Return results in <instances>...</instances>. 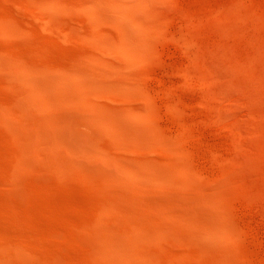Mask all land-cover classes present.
Segmentation results:
<instances>
[{
	"label": "rangeland",
	"instance_id": "1",
	"mask_svg": "<svg viewBox=\"0 0 264 264\" xmlns=\"http://www.w3.org/2000/svg\"><path fill=\"white\" fill-rule=\"evenodd\" d=\"M30 1L32 0H0V14L6 11V15H11L8 16L11 17L10 19L19 22L21 29L27 28L29 32L31 30L32 38H30L33 42L31 44L30 34L26 30L29 35L25 36L22 32L15 31L17 36H14V33L13 35L12 33L10 35L5 34L0 27V53L6 54L9 46L28 50V47L35 43L48 48L51 60L60 65L68 64L71 61L84 62L86 59L87 61H99L114 65L120 71L126 72L123 77L127 76L133 79L135 82L133 89H127L123 85L112 87L108 84V87H104L103 90L95 87L96 90H100L99 92L94 87L91 88V97H94L95 101H93L98 102V105L123 111L121 118L123 116L126 123L128 121H131L130 124L132 121L134 123L140 118L135 123H138L135 127H140L141 131L137 128L132 129L131 127H134L132 124L131 127L128 126L129 131H125L127 133L125 135V132L120 133L122 131L112 125L107 126V130L111 129L109 130L111 133L116 132L114 139L109 131H105L106 128L103 130L101 129L103 126H99L98 122H92L87 111L83 109V100L78 101L80 103L78 107L67 106L60 103L59 100H54L56 103L55 110H58L57 107L60 108V111L57 112L62 118L59 121L62 131V135H60L62 145L57 148L60 154L55 152L56 149L52 145H49L48 151L51 152H48L46 156L34 149L35 147L31 148V152L33 149V153L35 151L39 155L34 153L32 154L33 157H29L30 152L27 157L25 156L29 163L28 165L26 163L25 170H23L24 174H21L22 172L17 167L16 171L14 166L15 163L17 164L15 161H17L18 154L21 153L20 142L24 138V133L22 127L21 129L19 127L20 130L17 129L18 125L23 122L29 125L28 123H31L32 118L30 119L29 112H25L28 116L25 118L19 117L21 115L18 114V108H20L19 105L22 101L19 100V102L18 99L25 94L20 81L13 79L7 71H0L1 109L4 108L2 105L4 102L11 104L8 113L10 121H6V118L0 115V203L3 204L8 201L16 207L24 208L23 205L27 206L29 202L28 209L37 221L44 224L48 231L52 230V226L55 228L52 220L54 216H57L61 227L67 228L66 233L71 236L78 226L81 227L80 223H87V220L92 223L91 220L99 219L96 209L102 205L104 197L97 181L102 175L101 164L92 158H82L83 164L86 166L83 165L85 167L79 171L74 169L73 163L70 164L65 160L63 161L62 158L59 159L60 155L62 157L81 156L80 148L85 145L87 147L85 148L90 152L86 151L92 153L95 151L96 142H101L107 146L110 153L112 152V156L117 153L115 150H121L122 154L126 152L124 156L126 155L128 160L139 154L138 157L136 156L138 159L135 158V162L132 161L134 165L137 164V168L141 167V160L146 162L153 160L150 161L151 163L157 160L154 164H150L155 166L157 162V164L162 163V166L160 164L157 166L163 170L168 168L166 161L175 162L173 163L175 167H178L176 164H179L178 168H182L184 163L180 157V152L182 148L183 150L189 149L195 153L194 159L191 160L192 168L201 171L204 175L203 179L195 171L191 172L186 180L184 177L181 179V173L178 174L179 169L177 168V171L173 168L171 169L173 173H171L172 182L168 183V186L165 185L166 187L162 186L163 189L165 188L164 190L159 185H149L150 188L149 186L146 187L141 193L147 198L151 197L153 201L164 199L167 203L169 201L170 208L178 206V210L171 209L174 213L175 211L178 213L182 205L184 207L182 209L185 210V205L188 204L186 208L190 209L189 212L194 214L195 210L196 216L200 213L201 215L204 214L202 217L211 220L208 222L210 225L214 224L212 227H217L218 224V222L215 223L212 213L216 218L215 214L218 210L215 207L218 206H215L214 203L218 202V198H220L219 206L224 205L222 209H225L227 214L240 224L247 233L246 236L242 237L241 243L253 256L251 264H264V199L261 198L264 196V0H144L148 3L145 2L147 5L145 4V7L141 9L143 11L139 10L138 12L140 23L147 24L152 20L155 21V17H163V19L166 18L165 21L168 26L166 31H163L164 34L156 32L152 38L150 37L151 42L148 39L147 43H150L152 50L150 56L144 54L145 40L147 39L143 33L142 36L139 35L142 29L135 27L134 24L130 25V22L118 21L115 12L109 7L107 1L100 5L99 12L94 16H92L94 0H66L69 3L61 11L58 10L59 12L49 5H44L42 8L31 7ZM150 11L154 17H147L150 15L148 14ZM2 14L4 15V13ZM16 19L17 21H15ZM20 24L24 25L23 28ZM62 24L67 25L66 28L72 30L67 31L65 25ZM48 25L52 26L53 33L48 32L50 31L49 28L46 29ZM121 28L125 31L124 35L120 31ZM131 30L139 31L138 37L143 38L140 41L144 40L142 43L145 45H141V58L135 59V54H126V52L129 53V42L127 41L132 37ZM70 33H73L74 36ZM99 39L103 40L100 41ZM106 39L107 41H105ZM28 42L30 43L28 44ZM125 42H127L126 45ZM138 82H143V86L139 85ZM93 93H95L94 96ZM52 97L57 99L54 93ZM57 104L59 105L57 106ZM172 105L175 106V109L177 108V111L174 112L175 109H171ZM130 106H133V109ZM128 108L132 113L137 112L136 116L139 115L135 117V120L129 116L132 113L127 112ZM16 110L17 112H15ZM13 111L14 113H12ZM15 113L18 114L17 117ZM142 113L143 116L144 114L148 115L145 116L146 121H144L145 119L141 121L144 118ZM33 114H35L34 111ZM61 114L63 115L61 116ZM155 116L158 120H153ZM22 119H26L28 123L26 120L20 122L19 120ZM152 121L155 123L150 124ZM155 124L159 126L160 130H156L160 133L154 134L156 131L153 130L156 128ZM92 125H95L96 128ZM161 133L166 139L164 144H160L161 142L155 137ZM117 135L119 139H116ZM178 138H183L186 141L181 143ZM83 143L85 145L81 146ZM115 143L120 145L116 146ZM118 146L122 147L118 148ZM111 149L114 150L111 151ZM172 151L179 152L177 154V152L173 153ZM163 164L166 167H163ZM13 167L14 169H12ZM8 170L17 172L15 186L5 180L4 174ZM85 170L88 172L86 173ZM20 174L24 176L22 177ZM216 191L218 193L214 196L210 194H214ZM208 194L209 198L207 197ZM167 196L169 197L167 198ZM181 196L182 198H180ZM183 197L187 201L186 203ZM223 198L225 201L222 200ZM137 200V197L136 200L133 199V201ZM178 200H180V204L177 202ZM191 200L194 201L190 203ZM212 205L215 206L216 211L213 210ZM200 206L203 211L201 208L198 211ZM210 208H212V213ZM206 210L211 214L208 217L205 216ZM2 214L3 211L1 210V230L6 229V226L9 227L4 220L5 216ZM166 223L170 229L171 227L172 229L176 227V229L175 231L171 229V233L169 231L164 237L162 236L163 241L160 240L162 243L159 241L157 244H161L163 247L157 244L154 246L153 243L147 244L150 245L149 247L145 245L147 249L151 248L150 250L153 252L159 253V257L163 256L162 259L171 258L175 252L177 253L183 248V251L188 249L187 252H192L191 245L193 246V243L194 247L196 246L198 249L195 247L193 252L199 251L201 259H203L198 264H213L215 262H212V258H215L216 264L218 262L221 264V255L228 249L226 253L232 254L230 256L227 253L229 259L234 257L233 246L228 240L219 239L217 241L209 235L203 234L202 240L204 242L200 243L198 241L201 238L196 237L197 235L190 236L191 230L189 228L180 226L175 221L171 223L170 220L169 222L167 220ZM70 224L71 227H68ZM172 231L175 233L172 234ZM180 232L181 234L186 233V238L183 239L185 234L181 236ZM169 234L173 236L168 237ZM175 234L176 236H174ZM53 235L54 240L58 239L57 242L63 245L75 259V264H102L87 253L84 246L86 243H82L86 242V239L84 236L81 237L80 233L77 237L80 239L81 245L78 243L79 240L71 237L60 239L58 238L60 237L59 234ZM193 236L198 241L195 242L192 239ZM182 242L186 244H182ZM227 242L231 244V247ZM199 243L204 248H200ZM203 249L204 251H202ZM206 258L211 261L206 260L205 262ZM220 258L221 260H218Z\"/></svg>",
	"mask_w": 264,
	"mask_h": 264
},
{
	"label": "bare ground",
	"instance_id": "2",
	"mask_svg": "<svg viewBox=\"0 0 264 264\" xmlns=\"http://www.w3.org/2000/svg\"><path fill=\"white\" fill-rule=\"evenodd\" d=\"M43 1L32 0V1H30L31 3L30 2L29 3L31 5V7H39V8H42L44 5H49V6L53 7L57 12H59L58 10L61 11V9L65 8L66 4L69 3V2L67 3L66 0H46V1L43 0ZM105 1L108 2L109 7L115 12L116 18L118 21L130 22L131 23V24L129 23L130 25L134 24L135 27L137 26V27H140L142 29L141 33L139 31H136V30H134V31L131 30L132 31V35H131L132 37H130L129 41H127V42H129V44H128V46H129L128 52L129 53L126 52V54H129V55L135 54L134 55L136 57L135 59L141 58V56H142V54L140 53V51H142L141 45H145V43H142L144 40L140 41V39L142 40L143 38L138 37L137 34L139 32V35L142 36V33H143L144 37H146V39H147V40H145L146 41V45H145L146 48H145V52L143 51L144 54H146V56L152 55L151 45H149L150 44L149 42H151L150 37L152 38L153 34L156 32H162L164 34V32L166 31V29L168 27L167 22L165 21L166 18L163 19V17L162 18H160V17L156 18L155 17V21L152 20V21L148 22L147 24L140 23V21L138 20V12H139V10H141L145 7V4L147 5V3H148V1H145V2H147V3H145L144 0H94V3L92 4V13H93L92 16H94L95 14H97L99 12L100 5L102 3H105ZM143 3H144V5H143ZM141 11H143V10H141ZM2 13H4V15ZM2 13H1L2 15L0 14V27L2 28L1 30H3V32L5 34L10 35L12 33V35H13V33L15 31L16 32L20 31L25 36L30 34L29 38L30 37L32 38V35L30 33L31 30L29 32V29L27 30V28H24L26 31L29 32V34H28V32L26 33V31L21 29V27L19 26V22L17 21V19L15 21H17L18 23L14 22L12 19H10L11 17H8V16H11V15H6V13H7L6 11L2 12ZM148 14H150V15H148V16L146 15L147 17H150V16L154 17V15L152 14L151 11ZM156 14H155V16H156ZM157 16H158V14H157ZM140 17H142V16H140ZM148 20H149V18H148ZM46 23H47V21H46ZM23 26H22V28H23ZM66 26L67 25H65V28H66ZM51 27L52 26L48 25V27L46 28V29H48V28L50 29V31H48V32H52ZM66 30L70 32L72 29L69 30V28L68 29L66 28ZM120 31L124 35L125 31H123L122 28L120 29ZM46 32H47V30H46ZM22 33H21V35H22V37H24V35ZM66 34H68V33L66 32ZM70 34H73V33H70ZM127 34H129V33H127ZM15 35H16V33H14V36ZM21 35H20V37H21ZM51 36H53V35H51ZM73 36H74V34H73ZM7 37H9V36H7ZM31 38L29 40L31 41V44H32L33 42L31 40ZM101 38H104V36H101ZM107 39H108V36H107ZM107 39L105 41H107ZM148 39H149V42L147 43ZM99 40L102 41L103 39H99ZM127 42H125V45ZM29 43L30 42H28V44ZM30 46L28 47L29 48L28 50L17 48L14 46H9L8 47L9 50L7 48V52L5 51L6 54L0 53V71L1 72L7 71L8 74H11L13 79L15 78L16 80H19L21 83V86L23 87L24 92H25V94H23V96L21 95L20 98L18 99V101L22 100L21 105H19L20 108H18V114L21 115L19 117L25 118L27 116L25 112H29L31 115L29 117H30V119L32 118L31 121L29 118H27V120L29 119V121L31 123H28V121L26 119H24L27 121V123L29 125H26V122H23V123H21V125L19 124L20 126L18 125V129L16 127L17 130H20L22 127V131L24 133L23 140L26 138L25 141L22 140V142H20L21 143V153L18 154L19 156L17 158V161H15V162H17V164L15 163L14 167L15 168L17 167L18 170H20L22 172V173L21 172H18V173L24 174L23 170H25L26 163H27V165L29 163V161L26 159V157L31 152V148H33V147H35L34 149L39 151V153H41L42 155L45 154L44 156L48 155L47 153L49 152L48 151L49 145H52L56 149L55 152L59 153L57 148L62 145V142H61L62 138H60V135H62L61 134L62 131H61V127L59 124L61 117L59 116L60 114H58V112H57L58 110L60 111V108L57 107L58 110L57 111L55 110L56 109V107H55L56 103L54 102V100H59V102L62 104H65L67 106L71 105L74 107L80 106V103L78 101L83 100L84 101V103H83L84 108L83 109L87 111V114L91 118L92 122L96 121V122H98L97 124H99V126H103L102 128L98 126L101 129H103V128L105 129L107 126L110 127V125H112L113 127L117 128L118 130H121L122 132H120V133H124L125 131L128 130V126L131 127L132 124L134 125V127L133 126L131 127L132 129L137 128L135 126L138 123L137 124H135V123L138 121V119H140V118H138L137 121L135 120V117L139 116V115H137V116L135 115V114H137V112L134 111L135 113H132V112H130V109L128 108L129 110L127 112L132 113L131 115L129 113L128 114H129V116L134 118L135 122L133 123V121H132V123L130 124L131 121L127 120L129 123L128 122L126 123V121L124 122V119H123L124 117L122 116V118H121L123 111L120 112L119 111L120 109L118 110L117 108H115V110H114L113 107L111 109L108 106L106 107V106L98 105L97 104L98 102L95 103L94 97H91V94H90V90H92L93 87L94 88L96 87L98 89L102 88L100 90H103L104 87H108V84L111 85L112 87L117 86V85H123V87H125L127 89H131V88L133 89V86H134L133 84H135L133 79L130 77H127V76L123 77V74H125L126 72L120 71L114 65H108V64H105L103 62L101 63L99 61L97 62V61H92V60L91 61L88 60L89 61L88 62L87 59L85 60L87 62H85V61L84 62L71 61L68 64L60 65V64L55 63L54 61L51 60L50 51L45 46L37 45L35 43L31 46V48H30ZM138 54H139V56H138ZM129 55H127V56H129ZM133 55H131V56H133ZM130 58L132 59L133 57H130ZM127 75H128V73H127ZM142 83L143 82H140L139 85L141 84V86H143ZM96 88H95V90H96ZM140 89H141V87H140ZM100 90H98V92ZM142 91H143V87H142ZM93 92H95V91H93ZM53 93L57 97V99L52 97ZM95 93H97V92H95ZM95 93H93V96ZM19 102H16V103H19ZM2 105L4 106V108L1 109V106H0V109L2 110V113L0 110V115H2L4 118H6V121L7 120L10 121V119H9L10 116L8 117V113H9V108H10L11 104L4 102ZM58 105L59 104H57V106ZM16 106H17V104H16ZM12 107H13V105H12ZM61 107H63V105H61ZM130 107L133 109V106H130ZM171 109L174 110L175 106L172 105ZM176 109L174 110V112L177 111ZM33 111L35 114H33ZM62 111H63V109L61 110V113H62ZM10 112H11V110H10ZM15 112H17V110ZM156 112H154V113H156ZM12 113H14V111ZM152 113H153V111H152ZM18 114H16V117ZM133 114H134V116H132ZM62 115L63 114H61V116ZM124 116H127V115H124ZM140 116H141V114H140ZM142 116H143V113H142ZM142 116H141V118H142ZM145 116L147 117L148 115L144 114V116H143L144 118H142L141 121L146 118ZM33 117H34V120H33ZM154 119L158 120L156 116H155V118H153V120ZM24 120L22 119L19 121L21 122ZM147 120H149V119H147ZM150 120H152V119H150ZM144 121H146V119ZM153 123H155V122L152 121L150 124H153ZM97 124H95V125H97ZM95 125H92V126L94 127ZM16 126H17V121H16ZM13 127H15V126H13ZM19 127H20V129H19ZM155 127L156 128L153 130H156V129L160 130L158 125H156ZM95 128H96V126H95ZM131 128H129L130 131H132ZM139 128H137V129L141 131V129H139ZM151 128H153V127H151ZM183 128H184V125H183ZM106 130H107V128L105 129V131ZM109 130H111V129H108L107 131H109ZM134 130L136 132V129H134ZM156 132H158V131L157 130L154 131V134H156ZM109 133L112 134V137H114V139H115V136H116L115 133L116 132L111 133L109 131ZM158 133H160V132H158ZM126 134L127 133L125 132V135ZM128 135H129V133H128ZM163 135L164 134H162V133L158 134L157 136L154 135L156 137V139H158V141L161 142L160 144H164V140L166 141L165 136L163 137ZM20 136H21V134H20ZM20 136L18 137L19 139H20ZM123 138H121V139H123ZM116 139H119L118 135H117ZM129 139H130V136H129ZM156 139H154V140H156ZM129 141L131 142V140H129ZM178 141L181 143H184L186 140L183 138H178ZM187 142L190 144L189 141H187ZM137 143H139V142H137ZM165 143H167V142H165ZM115 144H116V146L120 145L118 143H115ZM83 145H85V143H83L81 146H83ZM85 147H86V145L83 146L82 148H80L81 156H76V157H72V156H69V157L66 156L65 157V156H63L62 157V155H60L61 157H58V158L59 159L62 158L63 161L65 160V162H67V163H70V164L73 163L72 165H73L74 169H78L79 171H80V169H83L86 166L85 164H83L82 158H92L94 160H97L96 162L101 164V167H100L101 170L100 169L99 170L101 171L102 175L99 176L100 179L99 180L97 179V181H98L100 188L102 189L104 197H103L102 205L100 204L101 206L96 209V212L98 210L97 216L99 217L100 220L97 219L98 217L96 216L95 218L97 220L95 218H93V220L95 219L96 221L91 220L92 223H89L90 220H87V223H84V224L80 223L81 227L78 226L75 229L76 230L75 233H73V234H71V236H69L66 233L67 228L65 229V227H63L64 228L63 229L61 227V224L58 222L59 217H57V216H54V218L52 220L53 224H55V228H54V226H52V230L48 231L47 228L44 227V224L40 221H37L34 218V215L32 214V212L28 209L30 206L29 202H28L27 206L23 205L24 208L16 207V205H14L12 202H8V201L4 202L3 204L0 203V211L1 210L3 211L2 215L5 216V217L3 216L4 220H6V222L9 225V227L6 226V229H8V230H6L5 228L3 230L0 229V264H42L43 262H44V264L45 263L46 264H75V259L66 251V249L63 245H61L57 242L58 239L56 241L54 240L55 237L53 234H59L60 237H58V236L57 237L60 239H66L67 237H71L72 239L79 240L78 243L80 244L81 241L77 237L79 233L82 235L81 237L84 236V239H86V242H85L80 237L82 239V241H84L82 243L83 244L86 243L84 246H85V250L87 251V253L91 257L95 258V260L97 262H100L102 264H191V263L194 264L195 262L198 264L201 261H203V259H201V256H200L201 254L199 251L193 252V249L196 247V246L194 247V243H193V246L191 245L192 252H190V251L187 252L186 250H188V249H185V251H183L184 250V248H183L184 246H183L182 247L183 249H181L182 251L180 250L179 252L177 251V253L175 252V254H173V256L169 259H167V258L162 259L161 257H163V256L159 257V253H155L152 250H150L151 248L147 249V247H145V245H147V244L153 243V245H154V244L159 243V241L162 240L161 239L162 236L164 237V235H166V232H169L172 229V227L170 229V226L167 225V223H166L167 220H168V222L170 220L171 223H172V221L173 222L175 221L176 224H179L180 226L189 228L191 230V234L189 233L190 236L191 235H194V236L197 235L196 237H198L199 239L201 238L198 241V239H195V237L193 236L192 239H194L195 242L198 241V242L202 243V241H203L202 238L204 237L203 234L204 235L207 234V236L209 235L212 239L217 240V241L219 239H221L222 241L228 240L229 243H231L233 246L234 257L232 259H229V256H227L228 252L226 253V251H228L229 249L226 250L225 253H223V254L221 253V250H220V253L222 254L221 255L222 260H221V258L218 260H221L220 261L221 264H251V262L253 260V256L244 248V246L241 243L242 237L246 236L247 233L243 229V227H241L240 224H238L231 216H229L227 214L225 209H222L224 205H222V207H221V205L219 206V200H221L220 198H218L219 199L218 202H215V201H214L215 203L210 202V203H214L215 206H218V207H215L212 205L213 210H215V211H216V209L218 210V211H216V214H215L216 218L214 217V213H212V211H211L212 208H210V211L213 214V218H214L215 223L218 222L217 227H215V226L212 227L214 224L212 222H210V223H212V225H210L208 221H211V220H207L205 217H202V215L204 216V214L201 215V213L200 214L198 213L199 215H201V217H199V215L196 216L195 210L193 212L194 214H192V212H189L188 210H190V209L186 208V206L188 204L185 205V210L187 209V211L185 212V210H183L184 207L182 205V204H184V203H182L183 199L181 202L182 206L180 205L181 209H179V212L177 211L178 213H176V211L174 213L173 210L177 209L178 206H176V208H175V206H174V208H170V206L168 205L170 202L168 200H167L168 203L166 201H164L165 199L162 201H157V200L153 201V200H151V197L148 196L149 192L147 193V196L150 199L141 193V191L145 190L146 187L148 188L149 185H151V186L152 185L153 186L159 185V187H161V188H162V186H165V185L168 186L167 184L172 182L171 179L173 177L171 175V173H172L171 169H173V168L177 171L179 169L180 172L178 171V174L181 173V175H182L181 179L184 177V179L186 180L188 178V175H191L190 173L194 172V171L198 174V176L201 179H203L204 175L202 174V172L199 170L196 171V170H194V168H192V164H191L192 161L191 160H193L195 157V153L193 151H191L189 149L183 150V148H182V151L180 152L181 155L179 154L180 157H182V161L184 163V165L181 163L183 165L182 168H178L179 164H176V166H178V167H175V165L173 164L175 162L171 163V162L166 161L167 162L166 165L168 168L167 169L164 168L166 170H164V169L162 170L161 168H159L160 166H162V163L161 164L159 163L160 164L159 167L157 166V165H159V164H157L158 162L156 163L155 166L151 165V164H154L155 161H157V160H155L154 163L150 162L153 160H150V161L147 160V162H149V163H147L145 160L140 159L141 160V162H140L141 167L138 166L139 168H137V164L135 163L136 165H134L132 163V161L135 162V158H137L139 156V154H137L138 156L136 155L137 157L133 154L134 158L131 160H128L127 159L128 157L126 158V155L124 156V154L126 152H124L122 154L121 150H115L117 153L115 155L113 154V156H112L111 155L112 152L110 153L107 146L101 144V142L100 143L96 142L95 149H94L95 151L92 153H88L90 151L88 149H86L87 147L86 148ZM119 147L120 146H118V148ZM174 149L175 148L173 147V150ZM71 150L73 151V149H71ZM86 150H88V152ZM112 150H114V149H111V151ZM72 151H70V152H72ZM179 151H174V152L172 151V152L173 153L177 152V154H178ZM34 153L36 154L35 151H34ZM34 153H33V149H32L31 155H28V156L30 157ZM39 153L37 152L36 155H39ZM25 159L27 160V162H25L26 161ZM83 165H85V166H83ZM166 165L164 166V164H163V167H166ZM14 167L12 169H14ZM17 168H16V171H17ZM175 170H174V172H175ZM13 171H15V170H13ZM13 171L8 170L4 174L5 180L6 181L8 180L9 183L12 185H14L15 177L17 175V172H13ZM82 171H83L82 173H84V170H82ZM87 172L88 171H86V173ZM82 175H84V174H82ZM85 176H86V174H85ZM88 176H90V175H88ZM198 176H197V178H198ZM179 177H180V175H179ZM189 177L191 178V176H189ZM88 179H89V177H88ZM194 179H196V178H194ZM16 180H17V178H16ZM181 181L183 182V180H181ZM182 185H183V183H182ZM184 185L186 186L185 182H184ZM99 186L97 185V187H99ZM149 188H150V186H149ZM154 190H157V189H154ZM216 193H218V192L216 191V192H214V194L213 193H210V194H212V196H214ZM168 194L170 195L169 190H168ZM218 195H220V194H218ZM133 196H135L134 197L135 200H136V197L138 198V200L133 201V199H134V198L132 199ZM179 196H177V197H179ZM208 196H209V194L207 195V197ZM216 196H215V199L218 197V196L217 197ZM168 197L169 196H167V198ZM220 197H221V195H220ZM171 198H173V197H171ZM180 198H182V196ZM261 198L264 199V196H261ZM212 199L214 200V198H212ZM212 199H209V200H212ZM25 200H27V199H25ZM184 200H185V198H184ZM222 200L225 201L224 198ZM192 201H194V200H191L190 203H192ZM205 201H206V199H205ZM216 201H217V199H216ZM177 202H179V204H180V200H178ZM186 202L187 201L185 200V203ZM176 203H175V205H176ZM203 203H204V201H203ZM207 203H205V204H207ZM195 206H196V204H195ZM201 206L199 207L198 211H200ZM204 207H205V205H204ZM208 207H211V206L209 205ZM190 208H191V206H190ZM171 209H173V210H171ZM201 210L203 211L202 208H201ZM207 210L209 211V209H207ZM207 210H206L205 216L208 217L211 214ZM210 217H212V216H210ZM171 223H170V225H171ZM65 225H68V224H65ZM175 225H173V226H175ZM58 226H60L61 228ZM68 227H71V224ZM187 228H186V230H187ZM175 229H176V227L173 228L172 230L175 231ZM181 230H183V229H181ZM197 230H198V232H197ZM173 231H172V234L175 233V232L173 233ZM184 231H185V229H184ZM185 232H187V231H185ZM170 233H171V231H170ZM176 233H177V231H176ZM172 234L171 235L169 234L168 237L173 236ZM180 234H181V232H180ZM184 234H185V236H183V239H184V237L186 238V236H187L186 233H184ZM184 234H181V236ZM174 236H176V234ZM210 237H208V238H210ZM178 238H180V237L178 236ZM207 240H210V239H207ZM180 241H181V239H180ZM187 241H188V239H187ZM185 242H186V240H185ZM213 242H215V241H213ZM179 243H181V242H179ZM184 243L182 242V244H184ZM200 243H199V246H200ZM182 244H181V246H182ZM195 244L197 245L198 243H195ZM231 244H229L230 247H231ZM147 246L149 247L150 245H147ZM154 246H156V245H154ZM158 246L163 247V246H161V244ZM179 246H180V244H179ZM185 247L187 248L188 246H185ZM156 248H158V247H156ZM200 248H204V247L200 246ZM195 249H197V247ZM153 250H154V248H153ZM202 251H204V249ZM202 258H204V257H202ZM212 259H213L212 262H215L213 264H216V261H214L215 258H212ZM195 260H197V261H195ZM206 260L208 261L210 259L206 258L205 262H206ZM192 261H194V262H192ZM202 263H204V262H202ZM217 264H219V262Z\"/></svg>",
	"mask_w": 264,
	"mask_h": 264
}]
</instances>
